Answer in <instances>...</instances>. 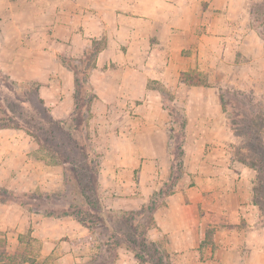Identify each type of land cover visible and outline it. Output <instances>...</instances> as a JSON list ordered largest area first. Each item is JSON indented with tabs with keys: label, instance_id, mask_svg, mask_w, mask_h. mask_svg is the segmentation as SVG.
Returning <instances> with one entry per match:
<instances>
[{
	"label": "crops",
	"instance_id": "1",
	"mask_svg": "<svg viewBox=\"0 0 264 264\" xmlns=\"http://www.w3.org/2000/svg\"><path fill=\"white\" fill-rule=\"evenodd\" d=\"M248 10L247 0H0V69L42 84L39 95L56 118L73 110L76 86L59 57L80 58L104 41L90 83L92 129H113L99 138L107 208L140 210L170 177L171 116L153 83L184 109V176L147 233L173 264H264L253 170L235 159L222 102L224 90L237 86L238 52L247 56L249 43L260 41L247 34ZM43 152L20 129H0V188L27 196L61 191L63 167ZM25 200L0 201V244L10 255L20 264H94L88 258L99 241L87 226Z\"/></svg>",
	"mask_w": 264,
	"mask_h": 264
},
{
	"label": "rangeland",
	"instance_id": "2",
	"mask_svg": "<svg viewBox=\"0 0 264 264\" xmlns=\"http://www.w3.org/2000/svg\"><path fill=\"white\" fill-rule=\"evenodd\" d=\"M247 6L249 9L246 14L248 17L247 34L254 32L260 37V32L264 33V0H247ZM259 40L249 43L251 51L247 52V56L244 52H238L237 63L239 62L242 67L238 68L235 75L237 86L227 87L222 97H224L228 109L229 129L233 135L231 143L233 154L236 160L253 170L254 203L264 220V168L255 169L251 166L257 159H264V41L261 37ZM102 42L104 43V41ZM252 62L257 63L252 65L253 69L250 68ZM17 68L20 70L24 67L17 66ZM0 71L2 70L0 69ZM193 80L202 81L204 79L196 76ZM0 83H2L1 80ZM23 83L25 84L18 87L17 96L11 95L6 87L0 90V101H2L3 107L6 110L8 107L10 111L9 119H6L7 124L15 125L28 135L35 134L40 137L48 151L43 153L48 158L54 154L57 161H60L61 157L67 158V167L70 168V175L73 178L70 185L72 187L78 185L76 187L79 188L77 193L73 192L75 194L68 193L69 196L66 199L60 198L59 191L48 196L43 194L27 196L26 200L34 203L38 209H49L48 211H53L55 214L65 212L91 223L94 222L99 208H103L98 206L97 200L100 203V199L101 201L104 199V193L101 187L97 190L95 174L92 173L93 165H90L91 162L89 163L92 158L87 159L84 151L72 142L67 131H74L73 124L69 123L66 127L67 131L60 128L57 125L59 118L51 115L50 108H47L49 111L44 109L40 102L42 98L39 95V90L43 85L35 81ZM8 84H10L9 81L4 85ZM153 86L161 89V86L155 83ZM83 113L86 114L85 110ZM93 117V108L89 120H84L86 115H80L76 122L77 131L74 132L82 148H85L88 153H91V149L94 148L101 156L98 159L101 170L103 153L99 138H102V134L112 133L113 129L111 126L102 124H98L92 129ZM103 129L106 132H103ZM90 157H93L92 153ZM54 160L51 158V162ZM54 163L62 166V163ZM261 167H264V164ZM183 176L184 173L180 175V180ZM257 191L258 196L256 195ZM75 196L78 202H70ZM104 206L107 207L105 204ZM110 212H107L106 215L109 226L117 234L113 237L114 243L109 247L102 248L98 239L99 248L96 250L97 252L94 250L89 255L88 261H92L94 264H117L122 260L127 262L129 258H133L136 264H141V262L149 264V259L152 264H162V262L173 264L171 255L164 249V244L158 243L157 246L165 253L156 252L151 243L153 240H150L147 234L148 228L153 226L152 210H146L143 213L133 212L129 218L126 215ZM97 229L105 234L107 232L103 225L97 226ZM93 235L98 238L96 234ZM141 255L143 256L142 260L139 258ZM161 255L162 261L160 260Z\"/></svg>",
	"mask_w": 264,
	"mask_h": 264
},
{
	"label": "trees",
	"instance_id": "3",
	"mask_svg": "<svg viewBox=\"0 0 264 264\" xmlns=\"http://www.w3.org/2000/svg\"><path fill=\"white\" fill-rule=\"evenodd\" d=\"M260 37L264 41V33L262 31L260 32ZM104 44L105 43H102V41H94L93 45L90 48H88L86 50V52L80 58H72V57H64V56L59 57L61 62L65 66L70 68L76 75V84H75L76 86H75V94H74L75 106L67 117H65L63 119H58V123H57V125L60 128L66 130V131H67L66 127H68L69 123H72L73 124L72 129L74 131H77L76 122H77V119L80 115L81 116L86 115V118H84L85 121L89 120L91 117L92 105H93V101H94L96 95H95L93 87L90 83V74H91V71L96 66L97 55L103 49ZM188 77L190 78V75ZM0 80L2 82V83H0V90L3 89L4 87H6V88H8L7 89L8 92L13 96H17V94L19 92V88H18L19 85L25 84L23 82L13 81L7 74H4L2 71H0ZM183 80L187 81V79L185 77H183ZM7 81H9L10 84H8L6 86L4 84H6ZM161 91L163 94L164 108H165V110L168 111V113L171 116V125H170V129H169V144H168V151H169V155H170L171 160H172V169H171L170 177L168 178L167 182L162 187V189L158 193H156L154 195V197L151 199V201L148 204H146L145 206H143L140 210H134V211L111 210V209L105 207L103 204V201H101V199H100L101 204L99 203V200H97V202H98L97 204H98V206H101L103 208H99L100 210L97 209V210H99V213H96V217H95L94 222L91 223L89 221H86L85 219H82V218L76 216L77 219L79 221H81L85 226H87L93 234L97 235L98 239L101 242L102 248H106V247H109L110 245H112L114 243L113 237H115L117 235L116 232L109 226L108 218L106 215L107 212L111 211L110 213H118V214L126 215L128 218L131 216V214L133 212L134 213H136V212L143 213L146 210H148V211L152 210L154 212L156 209H158L160 206H162L165 203V199L168 196H170L171 194H173L175 192V187L177 186V183L180 180V175L182 173H184L183 155H184V142H185V131H186V114H185V111L183 108H181V107L177 106V104H175L174 98L170 94V92H168V90L161 87ZM40 102L44 106V109L46 111H49L44 104V100L40 99ZM222 102H223V109L227 113L228 126L230 127L229 117H228V109L226 107V104H225L226 101H225L224 97H222ZM6 108H7V110L3 107L2 101H0V129H3V128L19 129L18 127H15V125H13V124H11V125L7 124L6 119L7 118L9 119L10 111H9L8 107H6ZM84 110H85L86 114H84V113L82 114V112ZM74 131L70 130L67 132L69 133L70 138H71L72 142L74 143V145L76 147H79L80 149H82L84 151V153L86 154V158L87 159L92 158L91 161H89V163L91 162L90 165H93L92 173L95 174L94 179H95V183L97 181V190H98V188L100 187L99 186L100 166L98 164V159L101 156L96 152V150L94 148H92L91 153H92L93 157H90L91 153H88L85 148L81 147L78 139L76 138ZM31 136H33L34 138H36L39 141V143L41 144V148L45 152H48L45 149L44 143L40 137L36 136L35 134H31ZM52 154H54V153H52ZM54 156H56V155L54 154L51 156V158L53 160L55 159L54 162L62 163L64 176H65L64 187L58 193V195L60 196L61 199H66L69 196L68 193L75 194V193H77L76 191H78L79 188L77 189V187H76L78 185H76L74 187H72L70 185V183L73 182V178L70 175V168L67 167L68 159L61 157L60 161H57V159ZM59 156H61L60 153H59ZM51 158H50V160H51ZM263 164H264V159L260 158V159H257L255 162H253L251 166L255 169H261V168H264V167H261ZM76 182L78 183L79 181L77 180ZM97 190H96V192H97ZM73 192H75V193H73ZM256 195L257 196L259 195L258 191L256 192ZM25 197H27L26 194L23 195V194L13 193V192H10V191H7V190L0 188V201L23 202L22 200ZM75 201L78 202V200L76 199V196L73 197L70 202H75ZM259 205H260V203H259ZM47 214H54V212L49 211V212H47ZM56 215H68V213L63 212L62 214H56ZM101 225L105 226V228L107 230L106 234H105V232L99 231L97 229V226H101ZM147 239H148V237H147ZM1 243L2 244H0V247H1L0 248L1 258L0 259H2L5 262V264H20L22 262L21 256L18 257L17 255H14V256L10 255L6 251V244L4 242H1ZM151 243L154 246L156 252H158L160 254L165 253L164 251H161V249H159V247L157 246L158 245L157 242L153 241ZM139 258L142 260L143 256L141 255V257L139 256ZM160 258H161L160 260L162 261V259H163L162 255L160 256ZM141 264H145V263L141 262ZM149 264H152L150 259H149ZM162 264H164V262H162ZM166 264H169V263H166Z\"/></svg>",
	"mask_w": 264,
	"mask_h": 264
}]
</instances>
